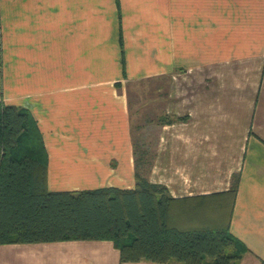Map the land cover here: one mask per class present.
I'll return each instance as SVG.
<instances>
[{
    "label": "crops",
    "instance_id": "obj_1",
    "mask_svg": "<svg viewBox=\"0 0 264 264\" xmlns=\"http://www.w3.org/2000/svg\"><path fill=\"white\" fill-rule=\"evenodd\" d=\"M152 79L166 83L160 116L182 120L160 124L150 182L181 200L237 177L239 264H262L264 0H0V101L36 119L49 191L135 188L126 86ZM0 264L159 263H122L111 241H61L0 245Z\"/></svg>",
    "mask_w": 264,
    "mask_h": 264
},
{
    "label": "trees",
    "instance_id": "obj_2",
    "mask_svg": "<svg viewBox=\"0 0 264 264\" xmlns=\"http://www.w3.org/2000/svg\"><path fill=\"white\" fill-rule=\"evenodd\" d=\"M151 164L137 152L134 189L51 192L36 119L0 101V245L111 241L122 263L239 264L246 248L230 232L239 179L226 193L178 200L150 182Z\"/></svg>",
    "mask_w": 264,
    "mask_h": 264
},
{
    "label": "rangeland",
    "instance_id": "obj_3",
    "mask_svg": "<svg viewBox=\"0 0 264 264\" xmlns=\"http://www.w3.org/2000/svg\"><path fill=\"white\" fill-rule=\"evenodd\" d=\"M165 88L164 79L131 81L126 86L133 105L131 116L138 157L146 165L153 158L159 126L165 121V117L160 116Z\"/></svg>",
    "mask_w": 264,
    "mask_h": 264
}]
</instances>
